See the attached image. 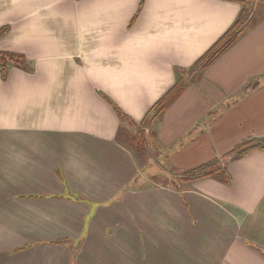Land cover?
<instances>
[{
  "label": "crops",
  "instance_id": "0c3cea01",
  "mask_svg": "<svg viewBox=\"0 0 264 264\" xmlns=\"http://www.w3.org/2000/svg\"><path fill=\"white\" fill-rule=\"evenodd\" d=\"M5 26L0 264H264V150L228 159V183L168 179L264 138V0H0Z\"/></svg>",
  "mask_w": 264,
  "mask_h": 264
},
{
  "label": "trees",
  "instance_id": "16d2710c",
  "mask_svg": "<svg viewBox=\"0 0 264 264\" xmlns=\"http://www.w3.org/2000/svg\"><path fill=\"white\" fill-rule=\"evenodd\" d=\"M247 11L243 10L239 14L238 18L235 20L231 28H229L225 34L219 38L205 54H203L192 68L188 70L187 73H180L174 85L169 89L151 108L146 118L143 122L149 118L151 115V120L156 119L167 109V107L177 99V97L185 90V88L190 84V81H197L202 76L205 68H207L212 62H214L219 56H221L225 51H227L244 33L248 26L247 22ZM7 27L0 28V36H2L6 31ZM19 56H12L10 54L0 53V66L1 72L4 76L7 71V67L10 62H18ZM189 75V76H188ZM122 133V131L120 132ZM138 137H131L127 133L125 139L130 142L134 148L138 147ZM251 149L264 150V138L250 139L242 142L236 146L230 153L225 157L220 159H214L208 163L202 164L194 169L182 171L178 180L183 182H191L194 180H201L206 178H214L222 182L228 183L229 175L226 172L224 166L228 159H238L245 155ZM138 150V149H137ZM136 152V148H135Z\"/></svg>",
  "mask_w": 264,
  "mask_h": 264
},
{
  "label": "rangeland",
  "instance_id": "374dc122",
  "mask_svg": "<svg viewBox=\"0 0 264 264\" xmlns=\"http://www.w3.org/2000/svg\"><path fill=\"white\" fill-rule=\"evenodd\" d=\"M152 122H153V120H151V115H150L149 118H147V119L145 120L144 124H142L140 127L136 128V129H134V130H131V131H130V129H129V133H130L131 135L135 134L136 132H137V133H140L141 136H143V137L146 139L147 133H146V131H144V130L142 129V127H145L146 125H149V124L152 123ZM130 134H129V135H130ZM143 143H144V142H143ZM169 173H170V174L168 175L169 178L167 177L169 180H172V178H174V177H175V179H178V177L181 175V172H179V171H177V170L170 171ZM167 178H166V175H163L162 173L159 172V173L156 175V179L153 180V182L151 183V185L165 183L166 181L168 182V180H165V179H167ZM163 179H164V180H163ZM172 181H174V180H172ZM178 181H180V180H178Z\"/></svg>",
  "mask_w": 264,
  "mask_h": 264
}]
</instances>
